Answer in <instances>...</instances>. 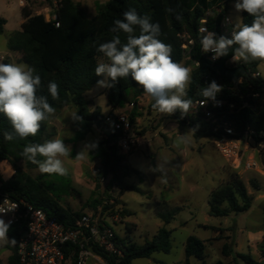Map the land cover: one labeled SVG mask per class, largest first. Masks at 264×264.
Masks as SVG:
<instances>
[{
	"label": "trees",
	"instance_id": "1",
	"mask_svg": "<svg viewBox=\"0 0 264 264\" xmlns=\"http://www.w3.org/2000/svg\"><path fill=\"white\" fill-rule=\"evenodd\" d=\"M50 1V0H49ZM230 0H108L99 7L96 16L89 18L84 15L78 4L73 0H59L56 10L59 27L53 22H48L45 15L33 14L28 6L22 8L25 22L22 30L15 31L8 37L7 46L12 52L21 55L20 62L27 64L36 70L41 77V89L39 94L45 95L48 102L56 109H61L74 104L78 107L77 115L82 117V122H76L79 130L76 139H84L94 129L92 121L95 120L105 128L104 139L96 143V147L90 150V158L98 160L96 168V179H106L110 177V184L116 186L120 191L138 189L126 184L124 178L136 171L127 163L126 155L122 154L118 148V141L122 136L120 130L112 128L105 122V117L98 110L89 112L88 103L83 98L85 92L97 85V81L103 79L95 75L94 69L99 63V58L103 56L97 49L101 43L108 42L114 35L109 29L114 25L116 19H123V13L129 9H135L143 16L151 17L153 23H159L163 42L172 46V58L176 62L184 59L181 48L179 34L186 32L193 40L194 46L190 53V62L199 65L191 73L192 81L188 90V97L195 100L201 97L200 90L206 87L213 80L222 86V97L236 102L237 108L240 101H247L252 107H244L230 117L234 124L242 129L246 125L258 132H264V79L254 77L257 72L259 62L243 61L238 64L244 65L248 74L238 76L237 79L229 84L228 81L218 74L216 64L209 61L201 50L200 36L198 27L200 21L205 17L208 10L219 7L221 11L216 17V36H224L219 28L226 8ZM169 8L173 12L167 11ZM179 15L181 19H176ZM243 23L251 24L253 17L246 12L242 13ZM7 20L0 17V33H3ZM139 29H137V35ZM122 43H126V34L120 33ZM234 55L233 50L227 57L228 62ZM3 63H8L4 61ZM237 66V67H238ZM242 79V83L238 80ZM54 81L59 85V99L53 100L48 93L47 85ZM134 91L138 98L145 92L142 87L136 84L131 77L121 78L114 87L108 88L109 105L116 109L125 102V94ZM253 94H258L259 98H253ZM135 105V104H133ZM153 105V104H152ZM151 105V109L155 110ZM110 115H114L111 113ZM138 117L137 108L134 107L129 114L130 121L135 125ZM174 119L184 125H188L196 139L211 138L212 128L201 115H194L189 112L186 116H181L177 111L173 114ZM48 122L42 124L36 136H29L21 140L14 138L8 141L4 138V133L12 132V127L7 118L0 113V163L8 161L15 173L13 176L4 180L0 174V193H6L14 200H25L37 208H41L49 217L55 218L63 225H73L76 219L83 214L65 210L57 200L50 197L38 179H33L26 172L20 169L16 161L24 162L30 169L38 168L37 165L23 159L21 152L30 143H43L47 133ZM264 153V150H263ZM39 159H43L39 157ZM253 188L258 190L257 184L253 183ZM115 204L105 205L103 211H112V214L119 213L121 218L130 216L133 213L126 211L121 202L115 199ZM253 198L248 193L245 184L235 175L232 176L228 184L224 187L215 189L211 193L209 215L215 217H226L230 213H241L248 211L252 206ZM180 211L176 208L173 211L159 213L158 217L165 223L174 219ZM25 222L20 221L11 225L8 232L9 239H15L13 245L8 243V248L12 252L8 264H19L17 256V242L25 231ZM115 239L122 245L121 256L110 255L101 247L94 243H89L88 247L106 260L108 264H133L137 258H149L154 253H169L171 250V231L165 227L160 228L151 240L143 245L137 246L130 240H121L117 235ZM264 252V238L261 243ZM229 245H224V253ZM206 245L205 242L195 236L188 237L185 244V254L187 257L185 264H190L189 259L194 257L206 264ZM243 261L248 264H256L249 256L241 255ZM217 264H223L219 261Z\"/></svg>",
	"mask_w": 264,
	"mask_h": 264
},
{
	"label": "rangeland",
	"instance_id": "2",
	"mask_svg": "<svg viewBox=\"0 0 264 264\" xmlns=\"http://www.w3.org/2000/svg\"><path fill=\"white\" fill-rule=\"evenodd\" d=\"M59 0H27L33 14H43L47 18L53 15ZM84 15L92 18L99 7L108 0H73ZM236 0H230L226 8L233 26L243 23L242 12L234 8ZM218 11H221L219 7ZM0 17L8 19L3 33H0V63H21L18 54L8 53V36L22 30L24 18L18 0H0ZM237 17L239 20L237 21ZM100 62H109L103 55ZM259 61L257 70L264 79V61ZM182 63L195 68L189 56L184 55ZM108 88L93 86L84 93L89 112L98 110L106 117L113 114H130L137 108L135 120V139L137 145L126 155L127 163L136 172L125 177L124 182L138 189L120 191L110 184V177L96 179L99 161L90 158L87 151L83 160L75 156L86 144H96L104 139L102 129L94 126L84 139L77 140L79 127L70 117L78 107L71 104L57 111L48 124L44 142L50 139H63L71 145V157L62 158L68 175L42 174L39 168L30 169L24 162L16 161L17 166L33 179H38L47 194L57 200L61 207L74 213H100L103 207L121 202L130 216L120 217L119 222L107 218L106 223L121 240H130L137 246L151 240L157 231L165 227L171 231V250L169 253L158 252L149 258H137L133 264H185V244L190 236L205 242L206 264H248L241 255L249 256L256 264H264V252L261 243L264 238V153L257 157L263 173L258 171L236 172L228 161L216 150L212 138L196 139L189 133V142L178 141V136L192 131L188 125L178 123L172 115L161 114L151 109L154 101L145 93L136 98L134 91L125 94L121 107L113 109L108 102ZM135 104V105H133ZM15 170L8 161L0 163V174L4 180L10 179ZM238 177L252 196V206L248 211L230 213L226 217L209 215L211 193L228 184L232 176ZM253 183L259 189L253 188ZM180 208L174 219L163 222L159 213H166ZM102 213H105L104 211ZM108 215L112 211L106 212ZM5 221L6 217L0 216ZM260 232L262 239L248 241V232ZM258 234V233H257ZM261 237V236H256ZM257 239V238H255ZM229 248L224 253V245ZM12 252L8 244L0 245V264H8ZM190 264H202L191 257ZM88 264H99L90 261Z\"/></svg>",
	"mask_w": 264,
	"mask_h": 264
},
{
	"label": "clouds",
	"instance_id": "3",
	"mask_svg": "<svg viewBox=\"0 0 264 264\" xmlns=\"http://www.w3.org/2000/svg\"><path fill=\"white\" fill-rule=\"evenodd\" d=\"M234 8L253 17L251 24L236 22L231 38H217L216 33L200 27L203 52L213 53L212 59L216 60L228 55L231 48L234 61H264V0H236ZM167 11L174 10L169 8ZM176 19L181 17L177 15ZM204 23L206 21L202 25ZM109 31L114 34L112 39L101 43L97 49L109 61L98 63L94 69L96 76L103 77L97 81V87L111 88L121 78L131 77L154 101L152 107L156 111L165 115L177 111L182 117L188 115L193 106L192 99L187 98L192 81L191 69L173 60L172 46L159 38V23H153L148 15L141 16L135 9H129L123 13V19L114 21ZM120 33L126 34V43H122ZM41 84V77L33 67L21 63H0V113L7 118L13 130L4 133L6 140L36 136L42 124L55 115L56 109L48 102L47 96L39 94ZM47 90L53 100L59 99V85L56 82L50 81ZM221 91L222 86L213 80L199 94L206 101L215 102ZM70 117L73 122H82L77 112H72ZM192 131L179 135L178 141L188 143V134ZM94 147L95 144H86L75 159L83 160L86 152ZM71 153V145L65 144L63 139H50L43 143L27 144L20 155L37 165L42 174L66 176L68 169L62 158L71 157ZM16 208L17 205L10 204L6 198L0 204V214L6 215ZM10 227L11 221L0 218V245L16 243L15 239H9Z\"/></svg>",
	"mask_w": 264,
	"mask_h": 264
},
{
	"label": "built area",
	"instance_id": "4",
	"mask_svg": "<svg viewBox=\"0 0 264 264\" xmlns=\"http://www.w3.org/2000/svg\"><path fill=\"white\" fill-rule=\"evenodd\" d=\"M216 17L217 15L212 17L208 13L205 15L198 27L199 36L200 27L216 33ZM46 20L53 22L56 27L60 26L56 12L53 15H48ZM204 21L206 23L202 25ZM233 27L228 14H224L219 24L222 34L231 38ZM179 38L183 55L190 56L194 40L186 32L180 33ZM203 53L214 64L220 59L213 60L211 52ZM242 62V59L234 61L231 58L227 62V66L235 68ZM194 65L197 67L199 63L195 62ZM253 76L260 77L261 75L257 71L253 73ZM242 81L239 79L238 83H242ZM252 96L255 99L259 98L258 94ZM202 101L204 106L201 107ZM237 105L236 102L223 98L220 92L217 94L215 102L206 101L202 96L195 100L190 113L201 115L210 124L213 133L211 138L216 150L236 172L256 170L263 173L257 157L264 150V132H258L249 125L239 129L230 116L244 107L252 106L243 100L240 101L241 106L237 108ZM105 122L122 132L118 141L120 152H131L138 141L135 139V126L131 123L129 115H108L105 117ZM6 198L10 204H16L17 208L6 215L0 214V216L6 217V222L11 221V225L24 221L26 226L17 242L19 264H88L90 261L108 264L106 260L88 247L89 243L98 245L110 255L121 256L122 245L115 239L114 230L106 223L107 218L112 219L115 223L119 222V213L108 215L102 213V209H100V213H84L76 219L73 225L66 227L55 218L49 217L41 208H37L25 200H14L6 193H0V204Z\"/></svg>",
	"mask_w": 264,
	"mask_h": 264
},
{
	"label": "water",
	"instance_id": "5",
	"mask_svg": "<svg viewBox=\"0 0 264 264\" xmlns=\"http://www.w3.org/2000/svg\"><path fill=\"white\" fill-rule=\"evenodd\" d=\"M232 51V49H229V53ZM228 53V55H229ZM228 55L220 57L219 61L216 63V70L219 75L224 77L229 84L233 83L238 76H246L248 74V71L246 70L244 65H240L235 68H230L227 66V57ZM92 124L98 128L102 129L103 131H106L105 128L101 125V123L93 120Z\"/></svg>",
	"mask_w": 264,
	"mask_h": 264
},
{
	"label": "crops",
	"instance_id": "6",
	"mask_svg": "<svg viewBox=\"0 0 264 264\" xmlns=\"http://www.w3.org/2000/svg\"><path fill=\"white\" fill-rule=\"evenodd\" d=\"M25 2H27V0H18V5H19V7L20 8H23L24 6H25ZM27 6H29V5H27ZM31 9V8H30ZM217 11H218V8H213V9H210V10H208L207 11V13L208 14H210L212 17L213 16H216L217 15ZM206 13V14H207ZM228 12H227V10L225 11V14H227ZM243 13V12H242ZM6 20H7V22H8V19L6 18ZM25 22V19L23 18L22 20H21V25L23 24ZM7 24V23H6ZM18 31V30H17ZM11 35V34H10ZM9 35V36H10ZM8 36V37H9ZM8 53L9 54H14L15 52H12V51H10L9 49H8ZM16 54H18V53H16ZM18 58L20 59L21 58V55L20 54H18ZM242 61H244V60H242ZM258 61V60H257ZM259 62V61H258ZM22 64V63H21ZM258 66H259V64H258ZM258 71V70H257ZM259 72V71H258ZM260 73V72H259ZM260 75H261V73H260ZM258 233V234H257ZM260 232H256L255 230H254V232H248V241L249 242H254L253 240H260L259 238H261L262 239V235H260L259 234ZM256 236H261V237H256ZM255 238H257V239H255Z\"/></svg>",
	"mask_w": 264,
	"mask_h": 264
}]
</instances>
